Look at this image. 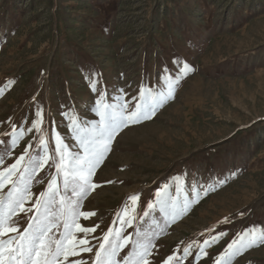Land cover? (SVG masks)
<instances>
[{"label": "rangeland", "instance_id": "374dc122", "mask_svg": "<svg viewBox=\"0 0 264 264\" xmlns=\"http://www.w3.org/2000/svg\"><path fill=\"white\" fill-rule=\"evenodd\" d=\"M184 64L191 66L186 74ZM177 78L174 98L113 141L93 178L101 186L83 201L82 211L96 215L78 221L99 227L75 233L93 251L78 248L63 264H93L94 237L121 227L116 212L131 193L140 194L137 220L124 225L125 234L135 239L136 227L154 229L151 217L139 216L165 184L180 201L198 202L167 227L156 210L164 231L151 264L170 255L177 259L169 264H215L246 230L264 231V0H0V170L25 149L43 156L42 136L49 155L55 133L75 150L70 118L99 119L90 80L107 102L134 107L142 90L166 93ZM38 109L42 131L32 127ZM54 172L41 169L32 192L44 191ZM31 215L18 213L14 226L22 231ZM231 264H264V244L237 253Z\"/></svg>", "mask_w": 264, "mask_h": 264}, {"label": "snow or ice", "instance_id": "6c2138e0", "mask_svg": "<svg viewBox=\"0 0 264 264\" xmlns=\"http://www.w3.org/2000/svg\"><path fill=\"white\" fill-rule=\"evenodd\" d=\"M189 70L191 66L184 64L182 74ZM97 83V80L92 79L89 86L93 92L98 93L92 111L99 119L82 122L76 116L70 118L71 123L68 127L76 142L75 150L70 149L59 133H55V148L49 155L48 142L42 136L40 144L44 146L43 156L30 155L25 149L15 163L0 170V264H63L70 256L79 254L78 248L79 251H93L90 241L85 238L78 239L75 233H84L87 236L99 227L94 225L89 228L78 222L81 217L88 219L96 215L95 212L82 211L83 201L92 190L101 186L93 182L96 171L112 150L113 141L125 128L151 119L158 108L174 98V86L179 83V78L169 83L166 93L152 94L151 90H148L146 95L142 90L140 102L134 107H130L129 102L120 104L107 102L105 93L97 88ZM2 92L3 89H0V93ZM64 115L67 116V113ZM36 116L32 127L42 131L40 127L43 123L42 109L37 110ZM16 143L17 138L14 135L13 146ZM2 164L3 157L0 156V165ZM45 166L54 168L55 172L51 174L44 191L39 194L33 193V180ZM173 179L179 181L180 178ZM36 182L42 183L39 180ZM113 182L105 181L109 184ZM169 188L170 185L165 184L157 190L155 200L149 201L143 215L139 216L141 220L145 216L151 217L156 227L143 232L136 227L135 239L132 238V233L125 234L124 225L133 227L137 220L136 207L140 194L138 192L129 194L116 212L121 227L115 230L110 227L102 237H94L98 241V246L93 264H151L149 257L155 246L154 241L164 231V227L184 215L189 210L190 203L198 202V199L180 201L171 195ZM210 189L211 186L204 189V193L207 194ZM176 191L177 193L181 191L178 185ZM196 196L199 197L198 191ZM26 202H31V207L26 208ZM157 209L164 217V227H161L160 222L153 216ZM18 213L32 214L28 218L27 227L22 231L18 226H14L19 219ZM14 217L16 219H13ZM222 222H227V218ZM224 235L226 233H219V236ZM216 239L215 236L211 237L212 241ZM208 244L209 241L205 240L204 245ZM259 244H264V231L256 233L246 230L239 240H234L219 254L215 264H231L237 253ZM81 245L84 247H80ZM190 247L191 245L183 248L185 257L190 254ZM126 248L129 249L127 253L121 255ZM200 252L207 255L203 247L200 248ZM176 259L175 255H170L163 264H169ZM70 264H81V261L73 260Z\"/></svg>", "mask_w": 264, "mask_h": 264}]
</instances>
